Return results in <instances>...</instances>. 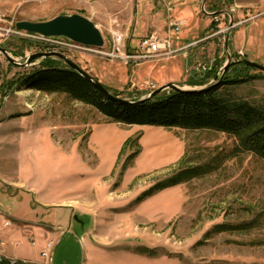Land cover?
Wrapping results in <instances>:
<instances>
[{"label":"rangeland","instance_id":"obj_1","mask_svg":"<svg viewBox=\"0 0 264 264\" xmlns=\"http://www.w3.org/2000/svg\"><path fill=\"white\" fill-rule=\"evenodd\" d=\"M192 1L193 16L184 0H0V47L24 64L47 45L16 35L17 22L83 15L102 34L103 53L61 37L59 50L49 47L127 98L168 83L207 86L228 54L229 76L243 59L264 66V4L210 0V8L206 0L202 11L205 0ZM209 8L225 13L213 23ZM173 20L184 23L173 56L126 63L105 55L116 36L121 56L144 36L164 37ZM40 60L19 66L0 53V211L13 223L6 242L18 240L26 260L38 262L50 241L48 264H264V160L221 132L123 125L66 93L17 87ZM245 70L248 82L232 91L264 105V71Z\"/></svg>","mask_w":264,"mask_h":264},{"label":"trees","instance_id":"obj_2","mask_svg":"<svg viewBox=\"0 0 264 264\" xmlns=\"http://www.w3.org/2000/svg\"><path fill=\"white\" fill-rule=\"evenodd\" d=\"M127 48L130 49V46ZM239 67L241 70L250 68L243 63ZM241 70L236 76L224 74L217 85L206 91L178 93L166 90L140 104H122L107 99L86 78L51 57L40 60L34 71L18 78L15 84L19 88L25 86L48 94L66 93L73 100L94 108L110 121L123 125L221 132L236 137L245 150L264 160V105L238 98L232 91L234 87L248 82L246 70L240 73ZM186 83L200 86L196 81ZM104 87L122 99L136 101L141 98L140 95L125 97L128 94L126 89L116 91ZM177 179L170 178L166 183L154 186L152 192L172 186ZM229 228L219 225L215 229L221 231ZM0 264L9 263L2 260Z\"/></svg>","mask_w":264,"mask_h":264},{"label":"water","instance_id":"obj_3","mask_svg":"<svg viewBox=\"0 0 264 264\" xmlns=\"http://www.w3.org/2000/svg\"><path fill=\"white\" fill-rule=\"evenodd\" d=\"M205 3H206V0L205 2H203L202 8H204ZM222 13H225V10H219L210 15L215 16V15H219ZM231 13H234L233 9L231 10ZM230 18H231V15H230ZM229 25H230L229 27L232 28L233 26L232 20L230 21ZM15 28L18 30L26 31L28 33L39 34L45 37H63L74 43L81 44L84 46L101 48L104 45V39L99 29L96 27V25L88 18L84 17L83 15L77 14V13L70 14V15L60 14L44 22L20 21L15 24ZM8 52L9 51L6 50L5 48L0 47V53L8 60V62L15 63L16 65H19V66L31 65L32 61L37 60V59H43V58L52 57V56L57 57L61 59L65 63V65L68 66L70 69H72L74 72L86 78L95 87V89L98 90L107 99L118 102V103H122V104H140L144 101L154 98L156 95L166 90H172L178 93H200V92L206 91L209 88L214 87L221 81L223 75L225 74L228 67L230 66V60H231V55L228 54L226 63L220 69L221 76H215V78L213 79V82L207 86L199 87V88H184V87H180L178 84H175V83H168L164 86H161L153 90L146 96L141 97L140 99L136 101H130L128 99H122L119 95L109 92L101 83H99L97 80L92 78L89 74L84 72L79 66H77L74 62H72L69 58H67L63 54H60V53L32 54L26 58L24 64H19V63H16V61L10 56ZM234 63H243L248 67L264 71V66L256 64L254 62H249L245 59L238 61V62H234ZM73 220L78 221V217L74 215Z\"/></svg>","mask_w":264,"mask_h":264},{"label":"built area","instance_id":"obj_4","mask_svg":"<svg viewBox=\"0 0 264 264\" xmlns=\"http://www.w3.org/2000/svg\"><path fill=\"white\" fill-rule=\"evenodd\" d=\"M202 11H204V8H202ZM217 21V16H213V23ZM183 21L182 20H173L168 23L167 32L164 37H158L155 34H151L149 36H144L139 40L137 48L131 50L127 47L123 49V52L121 53V56H119L116 51H119V43L122 41L121 36H116L115 40L117 42V46H114L111 52H106L105 55L110 57H120L123 58V60L128 62H139V61H146L154 58H160V57H171L175 54V50L172 47V37L177 34L180 29L183 27ZM16 29V28H15ZM17 34L18 33H24L25 37L28 39V41L31 42H38L41 45H47V52L46 53H58L56 50L52 49V47H49V44L52 43H58V45H54L55 48H60L59 42H56L53 40L55 37H45L39 34L34 33H28L26 31L18 30L16 29ZM13 31L11 29L7 30L6 34L12 33ZM57 38V37H56ZM63 38V37H61ZM66 43L64 45L67 46H74L79 49H83L85 51H96L99 53L101 52L100 48L96 47H90V46H84L81 44L74 43L68 39H65ZM63 44V43H62ZM54 50V51H53ZM59 50V49H58ZM12 221L6 216L3 212L0 211V232L8 230L10 226H12ZM30 246L32 248L36 247V243L34 240L30 241ZM20 246L18 240H14L11 242H6V240L0 236V261H7L9 264H16L17 262H22L23 264H48L50 260V252L52 249V243L49 241L45 243L42 247V249L39 252L40 261L38 262H29L26 259H19L13 256H9L7 254V250L9 248H18Z\"/></svg>","mask_w":264,"mask_h":264},{"label":"crops","instance_id":"obj_5","mask_svg":"<svg viewBox=\"0 0 264 264\" xmlns=\"http://www.w3.org/2000/svg\"><path fill=\"white\" fill-rule=\"evenodd\" d=\"M192 0H184V4H183V7H186V11H185V14L186 15H188V16H193V14L192 13H194V4H192L193 3V1L191 2ZM209 2H210V0H208ZM245 3H246V5H248V6H261V5H263L264 4V0H245ZM209 7L211 8V2L209 3ZM182 7V8H183ZM209 8V9H210ZM172 12V11H171ZM211 14L213 13V12H215V10L214 9H210V11H209ZM140 40V39H139ZM139 40L137 41V43L136 44H129V46H130V49L131 50H133V49H135V48H137V46H138V43H139ZM178 40V37H177V34H175L174 36H173V38H172V42L174 43V41H177ZM183 40H187L186 38L185 39H183ZM5 214V213H4ZM7 215V214H6ZM4 232H7V230H5V231H2L1 232V234H0V236L1 237H3V238H5V234H4ZM7 235V234H6ZM9 236H13L14 238H15V236L14 235H9ZM13 241V240H12ZM7 254L9 255V256H13V257H16V258H19V259H26L25 257L27 256V252L25 251V250H20L19 249V247L18 248H9L8 250H7Z\"/></svg>","mask_w":264,"mask_h":264}]
</instances>
